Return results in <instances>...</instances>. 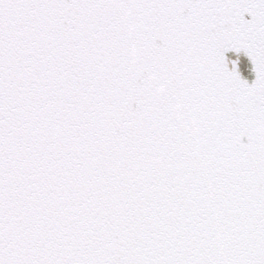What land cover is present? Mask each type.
Wrapping results in <instances>:
<instances>
[{
	"label": "snow or ice",
	"instance_id": "1",
	"mask_svg": "<svg viewBox=\"0 0 264 264\" xmlns=\"http://www.w3.org/2000/svg\"><path fill=\"white\" fill-rule=\"evenodd\" d=\"M0 264H264V0H0Z\"/></svg>",
	"mask_w": 264,
	"mask_h": 264
},
{
	"label": "water",
	"instance_id": "2",
	"mask_svg": "<svg viewBox=\"0 0 264 264\" xmlns=\"http://www.w3.org/2000/svg\"><path fill=\"white\" fill-rule=\"evenodd\" d=\"M248 18L247 16L245 17ZM226 56L229 60H235L238 61V67L242 70V75L244 78H246L249 82L252 81L254 78V73L252 72V65L249 61V59L244 55L243 52L235 53L232 51H229L226 53ZM231 67V65H229Z\"/></svg>",
	"mask_w": 264,
	"mask_h": 264
}]
</instances>
